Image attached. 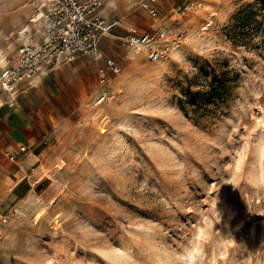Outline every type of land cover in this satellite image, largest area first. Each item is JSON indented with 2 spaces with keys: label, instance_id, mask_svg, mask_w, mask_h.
Wrapping results in <instances>:
<instances>
[{
  "label": "rangeland",
  "instance_id": "374dc122",
  "mask_svg": "<svg viewBox=\"0 0 264 264\" xmlns=\"http://www.w3.org/2000/svg\"><path fill=\"white\" fill-rule=\"evenodd\" d=\"M41 1L0 0V62H17ZM144 1H104L117 25L98 75L87 73L91 90L68 97L46 158L0 200V264H264L260 1L201 0L170 14L156 0L157 20ZM154 24L186 35L156 63L125 40ZM81 57L98 61L81 55L56 72ZM107 60L121 72L96 107Z\"/></svg>",
  "mask_w": 264,
  "mask_h": 264
},
{
  "label": "built area",
  "instance_id": "2783aa9c",
  "mask_svg": "<svg viewBox=\"0 0 264 264\" xmlns=\"http://www.w3.org/2000/svg\"><path fill=\"white\" fill-rule=\"evenodd\" d=\"M105 0H42L32 17L39 26L35 33L24 29L18 59L14 65L7 63L0 68L1 106L13 107L27 85L38 77L57 70L63 63L74 61L78 56H92L103 60L102 40L113 32L117 23L104 18L100 11ZM156 0H146L142 6L157 20L159 13ZM185 32L171 25L154 24L150 31H132L125 39L135 56L143 55L150 62L169 60L172 52L185 40ZM121 72L113 61H103L99 70L100 84L104 86L95 102L102 106L110 97L107 85L111 77ZM27 148H22L25 152ZM14 215V214H13Z\"/></svg>",
  "mask_w": 264,
  "mask_h": 264
},
{
  "label": "crops",
  "instance_id": "0c3cea01",
  "mask_svg": "<svg viewBox=\"0 0 264 264\" xmlns=\"http://www.w3.org/2000/svg\"><path fill=\"white\" fill-rule=\"evenodd\" d=\"M157 1L162 6V13L172 14L201 0ZM99 65L100 61L95 65L89 59L78 58L72 73L54 71L27 85L28 92L22 93L13 107L1 106L0 101V200L12 195L11 181L24 173L29 174L34 165L46 158L44 145L60 125V119H66L60 113L68 111V97L76 94L83 99L86 96L91 90L87 73L90 71L95 75L96 71L98 75ZM24 147L27 149L22 152ZM39 169L33 170L32 175L38 176Z\"/></svg>",
  "mask_w": 264,
  "mask_h": 264
},
{
  "label": "trees",
  "instance_id": "16d2710c",
  "mask_svg": "<svg viewBox=\"0 0 264 264\" xmlns=\"http://www.w3.org/2000/svg\"><path fill=\"white\" fill-rule=\"evenodd\" d=\"M259 1H260L261 6H262V8H260V10H264V0H259ZM252 13L254 14V12H252ZM204 98H208L207 103H209V104H213L216 101V96L213 94V92H210L209 94L205 95Z\"/></svg>",
  "mask_w": 264,
  "mask_h": 264
},
{
  "label": "bare ground",
  "instance_id": "6f19581e",
  "mask_svg": "<svg viewBox=\"0 0 264 264\" xmlns=\"http://www.w3.org/2000/svg\"><path fill=\"white\" fill-rule=\"evenodd\" d=\"M6 65V60L3 58L1 59L0 66H5ZM64 163V162H63Z\"/></svg>",
  "mask_w": 264,
  "mask_h": 264
}]
</instances>
